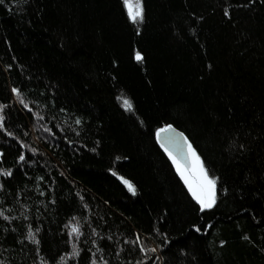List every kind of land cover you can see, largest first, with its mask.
Segmentation results:
<instances>
[{
	"label": "trees",
	"instance_id": "trees-1",
	"mask_svg": "<svg viewBox=\"0 0 264 264\" xmlns=\"http://www.w3.org/2000/svg\"><path fill=\"white\" fill-rule=\"evenodd\" d=\"M143 9L0 0V264H264V0ZM170 126L217 181L211 209L158 141Z\"/></svg>",
	"mask_w": 264,
	"mask_h": 264
},
{
	"label": "snow or ice",
	"instance_id": "snow-or-ice-1",
	"mask_svg": "<svg viewBox=\"0 0 264 264\" xmlns=\"http://www.w3.org/2000/svg\"><path fill=\"white\" fill-rule=\"evenodd\" d=\"M125 7L128 12L129 19L133 23H137L143 20V0H123ZM137 60H142L143 57L137 53L136 55ZM13 91L17 95V99L23 103V95L19 92L18 89H13ZM122 104L127 110H131L133 108V104L129 99H122ZM27 106V105H25ZM6 107V105L0 104V113L3 112V109ZM38 115V114H37ZM4 116L0 114V128H3L4 124ZM77 124L80 123L79 120L76 121ZM169 129H161V132L168 131ZM11 135V133H9ZM159 135V133H158ZM186 139V138H185ZM188 149L191 153L193 165H192V171L196 174L197 179L194 182H190L187 178H185V183L188 184L190 191L193 195V197L197 200V202L201 206V211H204L206 209H211L214 207L216 203V184L217 181L216 179L212 178L208 170L204 167L203 161L200 159V157L196 154L195 149L192 148L191 144H188ZM165 151H168L167 148H165ZM169 155L171 156L172 153L169 152ZM3 156V153H0V157ZM24 156L21 155L19 157V160L23 161ZM174 163L177 164V169L178 171L181 172V175H184V171L182 170V167L180 163L176 160L175 157H173ZM0 175L4 176H11L12 172L11 170L5 171L4 169L0 168ZM123 183L128 187V190L135 194L136 188L135 185L129 181L121 177ZM0 215H3V212H0ZM75 219V218H73ZM65 227H70V232L69 235L70 237L74 234L77 239L79 236L82 235L81 228L79 225V222L73 224L71 221L69 222V225H66ZM199 231V229H197ZM29 239L34 240V242L39 243L38 241L35 240V234L32 232H29ZM79 249L75 244L72 245V252L69 254L70 256H78L79 255ZM150 251L155 252V249H150ZM61 260H65V257H61ZM93 264H96L95 261H93ZM106 264V262H104Z\"/></svg>",
	"mask_w": 264,
	"mask_h": 264
},
{
	"label": "water",
	"instance_id": "water-1",
	"mask_svg": "<svg viewBox=\"0 0 264 264\" xmlns=\"http://www.w3.org/2000/svg\"><path fill=\"white\" fill-rule=\"evenodd\" d=\"M167 129L169 130L157 134L159 143L164 149H168V153L171 152L179 161L189 166L188 137L175 126H170Z\"/></svg>",
	"mask_w": 264,
	"mask_h": 264
},
{
	"label": "rangeland",
	"instance_id": "rangeland-1",
	"mask_svg": "<svg viewBox=\"0 0 264 264\" xmlns=\"http://www.w3.org/2000/svg\"><path fill=\"white\" fill-rule=\"evenodd\" d=\"M193 148V147H192ZM194 149V148H193ZM196 152V151H195ZM169 154V153H168ZM197 154V153H196ZM188 156H189V166H186L184 163H182L181 161H179L175 156H173V155H171L170 157H171V159H172V161H173V157H175L176 158V160L180 163V165H181V167H182V170L184 171V175L182 176L181 175V172L180 171H178V169H177V164L176 163H174V161H173V163H174V165H175V167H176V169H177V171L179 172V174H180V176L182 177V179L184 180V182H185V178H187L190 182H194L196 179H197V176H196V174L192 171V165H193V161H192V157H191V153H190V151H189V149H188ZM187 186H188V184H186ZM188 188H189V186H188ZM189 190H190V188H189ZM191 192V191H190ZM192 194V193H191Z\"/></svg>",
	"mask_w": 264,
	"mask_h": 264
}]
</instances>
